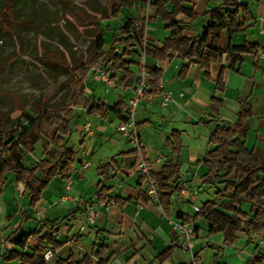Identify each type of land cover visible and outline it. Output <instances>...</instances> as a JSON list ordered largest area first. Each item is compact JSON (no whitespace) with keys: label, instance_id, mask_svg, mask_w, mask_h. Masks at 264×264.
Masks as SVG:
<instances>
[{"label":"crops","instance_id":"obj_1","mask_svg":"<svg viewBox=\"0 0 264 264\" xmlns=\"http://www.w3.org/2000/svg\"><path fill=\"white\" fill-rule=\"evenodd\" d=\"M132 2L134 5L129 1L121 8L128 10L126 19L137 24L143 12V21L146 17L149 20L142 48L134 45L136 53L125 58L130 63L125 66L130 76L123 81L121 70L95 69L84 81L86 95L110 109L126 106L133 96L141 54L146 49L161 50L169 34L153 8L136 0ZM241 3L248 7L252 21L244 32L232 35L230 42L237 47L254 45L255 49L253 54L242 56L235 69L229 68L226 54L210 63L208 77L196 64L174 54L161 62L145 55L147 68L156 69L155 65H159L162 89L171 92L172 98L166 107H161L160 100L152 94L140 99L134 121L152 175L159 174L168 163L180 166L179 180L172 185L169 215H163L158 204L146 197L147 187L137 173L138 159L130 138L118 130L123 112L118 115L110 110L102 117L75 108L68 146L72 149L70 140L75 135L76 149L72 150L76 157L68 168L67 181L54 178L31 208L23 186L15 182L13 175L6 176L0 195V264H20L17 260L5 261L3 255L10 251L29 254L35 247L31 234L45 235L50 232L52 222L58 224L53 227L54 239L61 246L52 252L46 264H192L190 255L177 247L182 238L170 221L184 223L178 214L193 217L192 205L200 207L212 200L219 188L204 183L207 168L203 159L212 149L208 143L210 133L217 125L234 126L241 107L249 108L250 115L243 123L246 133L243 144L264 165V0H241ZM216 5L217 0H197L192 22L178 15L176 18L185 26L182 35L188 39L201 36L209 23L203 13ZM170 9L168 5L167 10ZM112 32L110 28L108 33ZM226 42L224 31L217 38V49L222 51ZM101 71L109 73V78L114 77L112 87L100 80ZM97 79L104 85V91L94 89ZM146 83L148 86V77ZM37 154V158L29 157L32 162L42 158ZM83 163L89 164L88 169L82 170ZM30 164L29 161L27 166ZM106 164L109 166L103 168ZM182 182L196 192L193 203L179 198ZM101 188L105 190L103 200L109 205L107 208L95 205L98 216L94 224L81 232L90 199ZM65 195L68 199L62 202ZM198 197L203 201L196 204ZM248 209L246 203L240 206L243 212ZM185 224L196 229L192 252L197 264H245L258 251H264V232L250 236L238 233L236 241L227 245L222 234L207 235L208 222L197 219L194 224ZM21 236L29 239L27 248L19 251L13 243Z\"/></svg>","mask_w":264,"mask_h":264},{"label":"trees","instance_id":"obj_2","mask_svg":"<svg viewBox=\"0 0 264 264\" xmlns=\"http://www.w3.org/2000/svg\"><path fill=\"white\" fill-rule=\"evenodd\" d=\"M153 8L155 16L163 23L169 32L163 42L161 50H145V55L156 61H165L174 54L189 64H196L205 75H209L210 63L218 56L226 54L230 62L229 68L235 69L242 62V56L253 54L255 46L243 44L233 46L230 42L232 35L244 32L252 15L248 7L241 0H217L214 8L204 11L203 17L209 19L203 28L201 36L188 39L182 35L185 28L182 21L176 17L183 15L191 20L195 19L194 7L197 0H136ZM122 2L124 4H122ZM113 2L109 10L103 9L99 14L85 13L81 15V27L85 26L88 45L83 58L77 61L66 59L55 52L43 51L38 60L52 72L61 70L70 74L72 82L69 88L67 103L42 110L33 106L29 111L20 112L19 116L10 122L8 114H0V195L5 185L6 176H14L16 183L21 184L26 191L28 207H34L40 200L42 193L51 181L59 177L67 181L68 168L74 163L76 153L68 146L71 135V124L74 119L75 108H82L88 114L97 113L102 117L109 111L121 115L123 107L116 105L107 108L100 102L87 96L84 81L91 70H121L123 81L130 74L125 66L130 64L125 58L136 51L134 45L142 48L144 38V21L136 24L132 19H126L124 25L112 32V40L107 45L104 31L100 28V21L118 17L121 8L127 1ZM170 10H167V6ZM13 0H3L0 9V22L8 30H13L8 12L12 13ZM149 17H146V21ZM227 34V42L222 51L217 49V38L222 32ZM140 70V64H138ZM149 91L148 95L160 92L159 82L162 72L158 69L146 67ZM112 82L114 77L109 78ZM220 80V79H219ZM219 86V83H218ZM250 115L247 107H241L234 126L217 125L208 138L212 149L203 159L207 168L204 183L218 186L213 199L203 203L200 212L193 217L178 214V218L189 224L197 219L209 223L207 235L222 234L223 241L232 245L236 235L246 236L264 232V165H260L253 152L243 144L246 136L243 128L244 120ZM124 121V118H121ZM137 128V126H136ZM38 149L42 158L32 162L29 158ZM29 158V159H28ZM31 162L27 166L28 162ZM109 166L106 164L103 168ZM179 164H166L159 174L153 175L158 189V206L167 217L171 207V197L174 193L173 184L179 180ZM101 200L105 190H98ZM248 204L247 212L240 210L242 204ZM52 222L50 232L39 236L40 232H33L31 239L35 242L29 254L6 252L5 261L17 260L20 264H46L43 258L45 252L55 251L61 244L55 241L54 234L58 224ZM55 229V228H54ZM52 231V232H51ZM194 233L196 229H193ZM28 236H21L13 244L23 250L28 246ZM195 258V256H194ZM245 264H264V251H258Z\"/></svg>","mask_w":264,"mask_h":264},{"label":"rangeland","instance_id":"obj_3","mask_svg":"<svg viewBox=\"0 0 264 264\" xmlns=\"http://www.w3.org/2000/svg\"><path fill=\"white\" fill-rule=\"evenodd\" d=\"M114 1L122 2L13 0V10L12 13L8 12V18L14 29L8 30L0 22V114H8L12 122L20 112L29 111L33 106H39L42 110L67 103L72 82L70 74L64 70L56 74L43 66L38 58L45 51L61 53L59 55L74 61L82 59L88 39L85 26L81 27V15L84 12L99 14L103 9L108 11ZM124 1H131V6L133 4L132 0ZM2 3L3 0H0V9ZM127 11L124 7L119 17L100 21L107 45L112 40L109 29L114 31L122 27L124 19L128 17ZM142 17L136 21L137 24L143 21ZM103 73L109 78V73ZM93 86L98 92L104 91V85L98 79ZM75 141L74 135L70 140L72 149H76ZM38 152L30 157H39ZM202 201L198 197L196 204Z\"/></svg>","mask_w":264,"mask_h":264},{"label":"built area","instance_id":"obj_4","mask_svg":"<svg viewBox=\"0 0 264 264\" xmlns=\"http://www.w3.org/2000/svg\"><path fill=\"white\" fill-rule=\"evenodd\" d=\"M145 35H146V19L144 23V42H145ZM140 64V70L138 72L136 85L133 89V96L131 99L128 100L126 106L123 108V118L124 121L120 123L118 126V130L120 132H125L130 138V142L133 146V151L137 155L138 163H137V173L138 175L144 180L147 190H146V197L149 201L155 202L158 204V189L156 186V183L154 181L153 175L150 171L149 163L144 157V154L142 152V146L139 142V136L137 133L136 123L134 121V113L136 110L137 103L142 98H149L148 95V86L146 83L147 73H146V64H145V52L141 54V59L139 61ZM156 69H159V65H155ZM100 80L106 85L110 86L111 81L109 78L101 71L99 73ZM159 89L160 92L154 95L160 100L161 107H166L168 103L170 102L172 96L171 92L164 91L162 89V83H159ZM82 170H86L89 167L88 163L82 164ZM70 189L69 184L65 187L66 192H68ZM179 198L185 199L189 202H194L196 200V192L192 191L188 188L187 184L185 182H182L179 186ZM68 197L67 195L63 196L61 198L62 202L67 201ZM107 208L109 203H107L105 200H101L99 197V193L96 192L94 195H92L90 199V203L87 206L86 209V220L84 225L80 228V231H84L85 229L89 228L94 224L95 219L97 218L98 214L97 211L94 209V206ZM194 213H199L200 208L192 205ZM164 215V214H163ZM170 224L176 229L181 236V240L178 241L177 247L184 253H187L190 255L192 259V264H197L196 260L194 258V254L192 252L194 247V240H195V233L193 231L192 226L185 224V223H176L173 221H170ZM52 252L46 251L43 255V258L45 261L49 260L51 257Z\"/></svg>","mask_w":264,"mask_h":264}]
</instances>
